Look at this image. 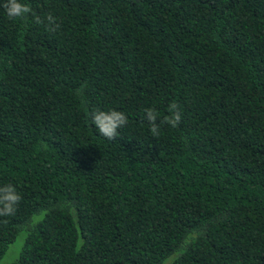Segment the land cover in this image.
Here are the masks:
<instances>
[{"label":"trees","instance_id":"trees-1","mask_svg":"<svg viewBox=\"0 0 264 264\" xmlns=\"http://www.w3.org/2000/svg\"><path fill=\"white\" fill-rule=\"evenodd\" d=\"M4 2L6 264H264V0H21L14 20ZM172 102L152 136L144 109ZM97 109L127 116L115 139Z\"/></svg>","mask_w":264,"mask_h":264},{"label":"clouds","instance_id":"clouds-1","mask_svg":"<svg viewBox=\"0 0 264 264\" xmlns=\"http://www.w3.org/2000/svg\"><path fill=\"white\" fill-rule=\"evenodd\" d=\"M9 19H27L30 14H33L32 8L27 3H22L21 0H5L2 5ZM34 15V14H33ZM49 25L54 24L55 18L48 14L46 17ZM37 23H41L39 17H35ZM59 25L55 24L50 30L55 31ZM77 96L83 97V86L75 90ZM144 119L149 124V131L154 137L160 135L161 124H168L175 128L181 122V115L178 110V105L172 102L168 105V115L162 119L159 118V113L154 108L144 109ZM90 125L95 126L99 134L108 140H113L118 136V129L128 123V118L122 111L116 109L93 110L89 112ZM22 197L17 189L12 184H6L0 187V217L14 215L17 206Z\"/></svg>","mask_w":264,"mask_h":264},{"label":"rangeland","instance_id":"rangeland-1","mask_svg":"<svg viewBox=\"0 0 264 264\" xmlns=\"http://www.w3.org/2000/svg\"><path fill=\"white\" fill-rule=\"evenodd\" d=\"M20 236L21 233L17 237H15V239L11 243H9L5 252L3 253V256L0 257V264H6L16 255L19 247L18 239L20 238Z\"/></svg>","mask_w":264,"mask_h":264}]
</instances>
